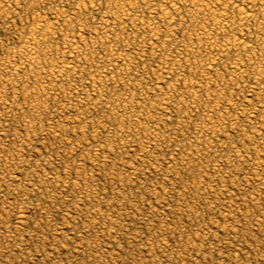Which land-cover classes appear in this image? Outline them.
Returning <instances> with one entry per match:
<instances>
[{
    "label": "rangeland",
    "instance_id": "rangeland-1",
    "mask_svg": "<svg viewBox=\"0 0 264 264\" xmlns=\"http://www.w3.org/2000/svg\"><path fill=\"white\" fill-rule=\"evenodd\" d=\"M0 264H264V0H0Z\"/></svg>",
    "mask_w": 264,
    "mask_h": 264
},
{
    "label": "bare ground",
    "instance_id": "bare-ground-1",
    "mask_svg": "<svg viewBox=\"0 0 264 264\" xmlns=\"http://www.w3.org/2000/svg\"><path fill=\"white\" fill-rule=\"evenodd\" d=\"M194 1V0H193ZM198 1V0H197ZM235 1V0H234ZM254 1V0H253ZM229 2V1H228ZM227 2V3H228ZM252 3H254V2H252ZM197 4H198V2H197ZM121 6V5H120ZM172 6V5H171ZM230 6V5H229ZM256 6V5H255ZM254 6V7H255ZM195 7V6H194ZM229 8V7H228ZM237 8V7H236ZM254 9V8H253ZM229 10V9H228ZM129 11V10H128ZM177 11V10H176ZM205 11V10H204ZM246 11V10H245ZM121 12V11H120ZM125 12V11H124ZM126 12H127V10H126ZM186 12V11H185ZM199 12V11H198ZM206 12H208V11H206ZM227 12V11H226ZM233 12V11H232ZM61 13V12H60ZM115 13V12H114ZM167 13V12H166ZM243 13V12H242ZM165 14V13H164ZM202 14V13H201ZM167 15V14H166ZM200 15V14H199ZM216 15V14H215ZM224 15V14H223ZM129 16V15H128ZM185 16V15H184ZM208 16V15H207ZM168 17V16H167ZM113 18V17H112ZM198 18V17H197ZM168 20V19H167ZM221 20V19H220ZM223 21V20H222ZM228 21V20H227ZM132 22V21H131ZM215 22V21H214ZM232 22V21H231ZM114 23V22H113ZM198 23V22H197ZM205 23V22H204ZM104 24V23H103ZM102 24V25H103ZM222 24V23H221ZM107 25V24H106ZM114 25V24H113ZM223 25V24H222ZM142 26V25H141ZM215 26V25H214ZM222 28V27H221ZM37 29V28H36ZM99 30V29H98ZM239 30V29H238ZM202 32V31H201ZM32 33V32H31ZM206 33V32H205ZM262 33V32H261ZM241 34V33H240ZM41 36V35H40ZM104 38V37H103ZM191 38V37H190ZM197 38V37H196ZM194 39V38H193ZM236 40V39H235ZM263 40V39H262ZM261 41V40H260ZM237 42H239V41H237ZM33 43V42H32ZM234 43V42H233ZM27 44V43H26ZM223 44V43H222ZM29 46V45H28ZM27 47V46H26ZM38 47V46H37ZM234 47V46H233ZM258 47V46H257ZM30 48V47H29ZM219 48V47H218ZM32 49V48H31ZM30 49V50H31ZM201 49V48H200ZM242 49V48H241ZM212 50V49H211ZM232 50V49H231ZM21 51V50H20ZM79 51V50H78ZM212 51H214V50H212ZM222 52V51H221ZM35 53V52H34ZM57 53V52H56ZM228 53V52H227ZM67 54V53H66ZM177 54V53H176ZM26 55V54H25ZM191 55V54H190ZM227 55V54H226ZM201 56V55H200ZM29 57V56H28ZM36 57V56H35ZM209 57V56H208ZM21 59V58H20ZM134 59V58H133ZM31 60V59H30ZM132 60V59H131ZM63 61V60H62ZM39 62V61H38ZM175 62V61H174ZM211 63V62H210ZM18 64V63H17ZM161 64V63H160ZM212 64V63H211ZM233 64V63H232ZM252 64V63H251ZM124 65V64H123ZM200 65V64H199ZM62 66V65H61ZM195 66V65H194ZM206 66V65H205ZM258 66V65H257ZM35 67V66H34ZM52 67V66H51ZM58 67V66H57ZM161 68V67H160ZM180 68V67H179ZM58 69H59V67H58ZM62 69V68H61ZM36 70V69H35ZM57 70V69H56ZM237 70H239V68L236 66V67H234V71H237ZM246 70V69H245ZM13 71V70H12ZM42 71V70H41ZM61 71V70H60ZM59 71V72H60ZM182 71V70H181ZM172 72V71H171ZM195 72V71H194ZM214 72V71H213ZM241 72V71H240ZM248 72V71H247ZM262 72V71H261ZM245 73V72H244ZM53 74V73H52ZM178 74V73H177ZM209 74V73H208ZM215 74V73H214ZM239 74V73H238ZM254 75V74H253ZM259 75H261V74H259ZM142 76V75H141ZM111 77V76H110ZM253 77H255V76H253ZM263 77V76H262ZM6 79V78H5ZM49 79V78H48ZM62 79V78H61ZM51 80V79H50ZM118 80H120V79H118ZM38 81V80H37ZM66 81V80H65ZM125 81V80H124ZM149 81V80H148ZM207 81V80H206ZM240 81V80H239ZM213 82V81H212ZM215 82V81H214ZM119 84V83H118ZM136 84V83H135ZM185 84V83H184ZM211 84V83H210ZM216 84V83H215ZM93 85V84H92ZM183 85V84H182ZM194 85H195V83H194ZM122 86V85H121ZM210 86V85H209ZM200 87V86H199ZM6 88V87H5ZM124 88V87H123ZM173 88V87H172ZM58 89V88H57ZM74 89V88H73ZM166 89V88H165ZM263 90V89H262ZM160 92V91H159ZM190 96V95H189ZM131 97V96H130ZM118 98V97H117ZM148 99V98H147ZM146 99V100H147ZM222 99V98H221ZM217 100V99H216ZM110 102V101H109ZM187 102V101H186ZM135 103V102H134ZM155 103V102H154ZM167 103V102H166ZM249 104V103H248ZM95 106V105H94ZM156 106V105H155ZM159 109V108H158ZM200 110V109H199ZM205 110V109H204ZM183 112V111H182ZM161 114V113H160ZM216 114V113H215ZM220 115V114H219ZM123 119V118H122ZM209 120V119H208ZM214 122H217V121H214ZM182 123V122H181ZM203 123V122H202ZM221 123V122H220ZM217 124V123H216ZM209 125V124H208ZM212 125V124H211ZM220 125V124H219ZM164 127V126H163ZM209 128V127H208ZM222 128V127H221ZM233 129V128H232ZM151 130V129H150ZM208 130V129H207ZM121 131V130H120ZM263 131V130H262ZM148 133V132H147ZM214 133V132H213ZM144 134V133H143ZM156 134V133H155ZM171 134V133H170ZM175 134V133H174ZM196 134V133H195ZM142 136V135H141ZM152 136V135H151ZM200 137V136H199ZM157 138V137H156ZM122 139V138H121ZM229 139H230V137H229ZM160 141V140H159ZM138 142V141H137ZM200 142V141H199ZM196 143V142H195ZM123 146V145H122ZM201 146V145H200ZM208 146V145H207ZM219 146V145H218ZM214 147V146H213ZM193 148V147H192ZM184 151V150H183ZM263 153V152H262ZM191 154V153H190ZM180 157H178V159H179ZM220 159V158H219ZM194 161V160H193ZM192 161V162H193ZM187 162V161H186ZM216 162V161H215ZM247 163V162H246ZM256 163V162H255ZM129 164V163H128ZM186 164V163H185ZM198 164V163H197ZM210 164V163H209ZM233 165V164H232ZM239 165V164H238ZM258 165V164H257ZM130 167V166H129ZM130 169H132V168H130ZM257 170V169H256ZM260 175V174H259ZM212 176V175H211ZM260 182V181H259ZM155 193V192H154ZM129 194V193H128ZM217 196V195H216ZM222 202V201H221ZM129 208V207H128ZM98 216V215H97ZM128 216V215H127ZM17 218V217H16ZM21 219V218H20ZM97 221V220H96ZM101 222V221H100ZM109 224V223H108ZM19 225V224H18ZM4 234V233H3ZM190 239V238H189ZM162 240V239H161ZM166 242V241H165ZM192 242V241H191ZM191 244V243H190ZM166 247V246H165ZM151 257V256H150Z\"/></svg>",
    "mask_w": 264,
    "mask_h": 264
}]
</instances>
